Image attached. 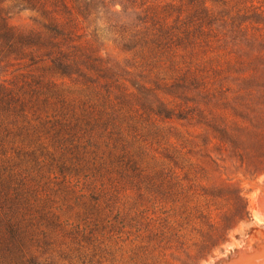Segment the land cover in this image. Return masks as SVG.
Here are the masks:
<instances>
[{
    "label": "rangeland",
    "instance_id": "rangeland-1",
    "mask_svg": "<svg viewBox=\"0 0 264 264\" xmlns=\"http://www.w3.org/2000/svg\"><path fill=\"white\" fill-rule=\"evenodd\" d=\"M28 2L0 0V81L23 94L13 164L75 227L47 264L262 250L264 0Z\"/></svg>",
    "mask_w": 264,
    "mask_h": 264
},
{
    "label": "trees",
    "instance_id": "trees-1",
    "mask_svg": "<svg viewBox=\"0 0 264 264\" xmlns=\"http://www.w3.org/2000/svg\"><path fill=\"white\" fill-rule=\"evenodd\" d=\"M11 36V29L1 24L0 41ZM21 95L15 85L0 81V264H47L54 259L44 258L52 248V233L75 227L49 208L48 195L23 176L7 150L9 139L18 137L13 119L24 112ZM80 234L91 235L86 228Z\"/></svg>",
    "mask_w": 264,
    "mask_h": 264
},
{
    "label": "bare ground",
    "instance_id": "bare-ground-1",
    "mask_svg": "<svg viewBox=\"0 0 264 264\" xmlns=\"http://www.w3.org/2000/svg\"><path fill=\"white\" fill-rule=\"evenodd\" d=\"M262 196H264V195H262ZM261 206H262V209L264 211V198L261 201ZM235 260L231 264H264V248L255 254H253V253L252 254L250 253V255L241 254L240 258H238L236 261Z\"/></svg>",
    "mask_w": 264,
    "mask_h": 264
}]
</instances>
